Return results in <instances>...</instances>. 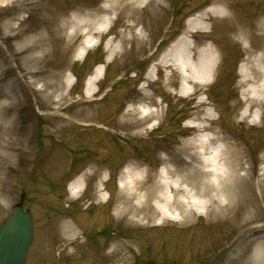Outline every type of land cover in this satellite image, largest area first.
<instances>
[{
  "label": "rangeland",
  "instance_id": "1",
  "mask_svg": "<svg viewBox=\"0 0 264 264\" xmlns=\"http://www.w3.org/2000/svg\"><path fill=\"white\" fill-rule=\"evenodd\" d=\"M2 1L0 225L23 196L34 219L26 264H251L258 244L256 256L264 264V118L254 115L255 124L243 118L247 43L230 31V22L214 20L196 35L217 49V67L195 93L182 95L178 78L167 88L158 70L156 81L147 79L163 52L213 0H165L162 8L143 9L136 16L143 37L117 47L111 41L124 30L121 17L96 35L82 59L76 53L88 37L68 40L69 19L93 10L94 26L101 29L99 20L113 16L104 11L108 0ZM223 1L249 33V44L261 46L255 24L264 0ZM99 65L104 75L95 85L97 101L90 103L86 82ZM145 91L163 101L162 116L148 123L154 130L132 136L122 125L127 111L142 104L158 109ZM207 112L213 114L204 122L210 134L242 152L243 175L226 187L232 201L220 208H174L165 218L156 213L140 223L122 215L116 205L127 166L143 164L145 184L156 185L160 194L167 160L174 159L169 168L178 166L183 142L198 136L194 126ZM86 169L90 174L73 196L71 186ZM148 205L153 208L154 200Z\"/></svg>",
  "mask_w": 264,
  "mask_h": 264
},
{
  "label": "bare ground",
  "instance_id": "2",
  "mask_svg": "<svg viewBox=\"0 0 264 264\" xmlns=\"http://www.w3.org/2000/svg\"><path fill=\"white\" fill-rule=\"evenodd\" d=\"M25 1L27 0H16L17 3ZM2 2L6 3V0ZM107 2L104 11L113 16L109 15L99 20L103 27L101 29L94 26L95 11L93 10L88 12L79 10L69 19L72 32L68 35V40H72L78 34L88 37L78 48L77 59H82L89 49L95 46L98 39L97 34L101 35L106 32L109 25L121 17L125 19L124 30L118 38L112 39L111 43H118L117 47H122L129 42L141 39L144 27L142 30L138 29L140 19L136 17L137 14L148 7L162 8L165 4V0H108ZM220 19L230 22V31L240 37L243 43H247L245 46L246 64L242 71V84L248 86L245 92L247 97L243 105V118H249L255 124L254 115L259 114L261 119L264 118V40L261 46L253 47L249 44V33L233 17L223 0H213L207 9L199 12L188 23L184 34L158 58L157 63L147 74V79L148 82L156 81L154 71L158 70L164 75L167 88L171 87L178 78L182 95L190 96L195 93V89L200 84L213 76L218 63L217 49L214 45L204 42L203 38L199 39L196 34L200 30L207 29L208 23ZM255 29L264 39V10L256 21ZM111 50L112 54L116 52V49ZM27 51L34 52L35 46H30ZM104 70L103 65L97 66L94 74L86 82L85 94L90 103L97 101L93 99L95 85L103 78ZM71 84L72 81L68 78L67 85ZM144 93L158 109L151 111L147 105L142 104L139 108L127 111L122 125L128 128L132 136H142L154 130L155 127H147L148 123L151 119L162 116L159 108L163 101H158L147 91ZM202 103L200 101L196 106L199 113H201L199 106ZM212 116L211 112H207L203 118H199V124L194 126V132L198 136L183 142L177 154L178 166L176 168L168 167V163H172L173 158L167 160L163 179L159 184L162 190L160 194H156V185L147 186L145 184L146 170L143 164L132 162L127 166L116 205V209H119L122 215L129 216L135 222L140 223L145 219H154L157 216L156 213L162 214L165 218L174 208L185 212L186 207L190 208L197 204L202 207L215 204L217 208H220L232 201V195L227 192L226 187L233 185L243 175L240 173L244 164L242 152L236 143L210 134L212 130L204 125V122L210 120ZM82 125L89 126L90 123L89 121L83 122ZM199 162L209 169L200 170ZM89 169L84 170L77 181L72 184L70 190L73 196L79 193L80 182L88 178ZM200 177L209 178L197 181ZM103 180V178L100 179V182ZM183 198L188 200L185 201ZM151 200H154V205L150 209L149 207L152 206L148 203Z\"/></svg>",
  "mask_w": 264,
  "mask_h": 264
},
{
  "label": "water",
  "instance_id": "3",
  "mask_svg": "<svg viewBox=\"0 0 264 264\" xmlns=\"http://www.w3.org/2000/svg\"><path fill=\"white\" fill-rule=\"evenodd\" d=\"M33 241V217L20 201L0 226V264H26Z\"/></svg>",
  "mask_w": 264,
  "mask_h": 264
},
{
  "label": "clouds",
  "instance_id": "4",
  "mask_svg": "<svg viewBox=\"0 0 264 264\" xmlns=\"http://www.w3.org/2000/svg\"><path fill=\"white\" fill-rule=\"evenodd\" d=\"M260 246L259 244L258 245H254L253 248H252V251L250 253V261H251V264H262V261L259 260L256 256V248Z\"/></svg>",
  "mask_w": 264,
  "mask_h": 264
},
{
  "label": "flooded vegetation",
  "instance_id": "5",
  "mask_svg": "<svg viewBox=\"0 0 264 264\" xmlns=\"http://www.w3.org/2000/svg\"><path fill=\"white\" fill-rule=\"evenodd\" d=\"M23 202H24V198H23ZM26 210V209H25Z\"/></svg>",
  "mask_w": 264,
  "mask_h": 264
}]
</instances>
